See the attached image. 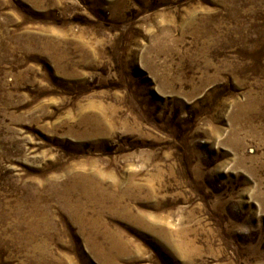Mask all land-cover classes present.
I'll list each match as a JSON object with an SVG mask.
<instances>
[{"label": "rangeland", "instance_id": "1", "mask_svg": "<svg viewBox=\"0 0 264 264\" xmlns=\"http://www.w3.org/2000/svg\"><path fill=\"white\" fill-rule=\"evenodd\" d=\"M0 264H264V0H0Z\"/></svg>", "mask_w": 264, "mask_h": 264}]
</instances>
